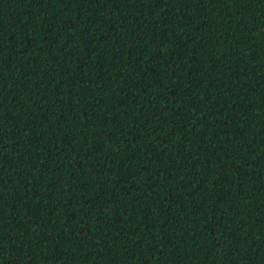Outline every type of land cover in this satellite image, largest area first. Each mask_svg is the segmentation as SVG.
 <instances>
[{
    "label": "trees",
    "instance_id": "16d2710c",
    "mask_svg": "<svg viewBox=\"0 0 264 264\" xmlns=\"http://www.w3.org/2000/svg\"><path fill=\"white\" fill-rule=\"evenodd\" d=\"M0 264H264V0H0Z\"/></svg>",
    "mask_w": 264,
    "mask_h": 264
}]
</instances>
